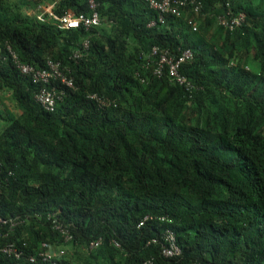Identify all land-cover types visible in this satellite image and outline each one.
<instances>
[{"label":"trees","instance_id":"trees-1","mask_svg":"<svg viewBox=\"0 0 264 264\" xmlns=\"http://www.w3.org/2000/svg\"><path fill=\"white\" fill-rule=\"evenodd\" d=\"M184 1L147 29L145 0H96L97 25L66 29L26 11L90 18L88 0H0V216L15 222L0 249L23 254L0 264H30L41 243L67 246L60 264H264V0ZM154 47L190 51L178 76L201 89L177 87L168 67L155 76ZM15 60L61 76L35 82ZM41 89L53 109L35 101ZM171 235L181 254L164 259Z\"/></svg>","mask_w":264,"mask_h":264},{"label":"built area","instance_id":"built-area-1","mask_svg":"<svg viewBox=\"0 0 264 264\" xmlns=\"http://www.w3.org/2000/svg\"><path fill=\"white\" fill-rule=\"evenodd\" d=\"M150 9L158 12V23H163V16L164 15H171L174 17H177L180 15V10L182 8H185L187 6L186 1H180V0H145ZM191 7L194 9V11H198L199 7L196 5L193 1L190 2ZM88 6L90 10L92 11V15L90 18H86L84 15L79 16H72L70 14H65L61 17H54L56 21H58L59 25L66 29H77L80 26H83L85 29H88L91 26L97 25L99 23L98 15L95 12L96 8V2L95 0H88ZM156 24V22L151 23L150 26H153ZM236 24L238 25V21H236ZM85 47H87V43L84 44ZM153 55H158V62L156 63V67L154 68V75L159 77L165 67H168V73L169 78L175 79V82L183 86L187 91H190L192 89V86L190 83H185L184 79L178 76V66L182 62L186 60H190L192 58V54L190 51H185L182 53L181 56H179L176 60L172 59L171 57L168 58L165 53H160V51L156 48L152 50ZM79 57V56H78ZM15 64L19 71L22 74L31 75L35 82H40L43 84H51L52 80L58 79V77L61 76L59 72V64L53 62H47L46 69L43 70H35L32 67L25 66L22 64H19L15 60ZM62 84H65L66 87H71V83L69 81H66L65 78L60 79ZM59 81V80H57ZM35 101L42 106L45 110H51L54 106V96L52 93L45 89H41L36 95H35ZM48 221H51L52 223V229L57 231L59 230L60 233L64 236V243L70 240V235L67 230H65L63 227H61L60 224L57 223L56 219L51 220V216L49 215L47 217ZM8 222L5 220H2L0 218V226L7 225ZM10 226L12 227L13 224L10 223ZM172 247V246H171ZM0 253L14 257L15 259H19L23 254L22 251L19 252L17 248H15L13 245H7L0 249ZM164 254L166 256H174L179 254V251L177 248L172 247L171 250L165 251ZM64 255L63 250H59L57 253H52L49 251L48 245L46 243H41L38 250L33 254L30 255L28 258V261L30 264H59L60 257Z\"/></svg>","mask_w":264,"mask_h":264},{"label":"clouds","instance_id":"clouds-1","mask_svg":"<svg viewBox=\"0 0 264 264\" xmlns=\"http://www.w3.org/2000/svg\"><path fill=\"white\" fill-rule=\"evenodd\" d=\"M96 1V0H95ZM180 1H184V0H180ZM195 4H196V2L195 1H193ZM49 7H51V9H50V12H48V13H46V14H42V15H40L39 17L40 18H37L38 20H42V19H46V17L47 18H53L54 19V17H56L55 15H53V13H52V9H53V6L52 5H50ZM189 8H191V11H194L193 10V8L191 7V5L189 6ZM90 9V8H89ZM152 10V9H151ZM183 10H185V8H182L181 10H180V15L179 16H177V17H174V16H171V15H164L163 16V23H158L157 22V19H158V12H156V11H154V10H152V11H154L156 14H157V16H156V21L155 20H153V21H150L147 25H146V27H147V29H152V28H155V27H158V26H160V25H164L165 24V21H166V19L168 18V17H173V18H178V17H180L181 16V14H182V12H183ZM95 12L97 13V2H96V8H95ZM196 12V11H195ZM97 15H98V13H97ZM35 17V16H34ZM36 18V17H35ZM98 19H99V15H98ZM154 22H156V24H154L153 26H150V24L151 23H154ZM157 23H158V25H157ZM80 27H83V26H80ZM79 27V28H80ZM191 30L193 31V32H195L196 30H197V26L194 24V23H192L191 24ZM85 43H87V47H85ZM88 47H89V42L88 41H83V43H82V51H84V52H86L87 50H88ZM154 48H156V49H158L159 50V48H157V47H154ZM154 48H152L151 49V58H148L149 56H147V58H146V60L147 61H151V59H152V63H153V65L156 67V63L158 62V58H159V56L158 55H153L152 54V50L154 49ZM160 51V53H165L166 55H167V57L168 58H170L171 56H170V54L165 50V51H161V50H159ZM185 51H188V50H185ZM184 51V52H185ZM184 52H182V53H184ZM182 53L179 55V56H181L182 55ZM172 54V53H171ZM192 54V53H191ZM174 54H172V56H173ZM155 56H157V58H156V60H155V58H152V57H155ZM176 56V55H175ZM175 58V57H174ZM193 59V56H192V58L189 60V61H191ZM176 60V59H175ZM19 63V62H18ZM20 64V63H19ZM15 66H16V64H14ZM180 65L181 64H179V66H178V68L180 67ZM25 66H27V65H25ZM30 67V66H29ZM16 68H17V66H16ZM18 69V68H17ZM19 70V69H18ZM21 73V72H20ZM22 74V73H21ZM23 75H26V74H23ZM169 81H171V79H169ZM188 83H190L191 84V86H192V91L194 90L195 91V89H196V91H198V90H200L201 88H198L195 84H193L192 82H188ZM177 84V83H176ZM177 87H179V88H181L182 90H184V91H187L183 86H180V85H178L177 84ZM188 93H189V91H187ZM88 99L90 100V101H93L99 108H101V109H104V108H106V107H109V105H111V103H110V101L109 100H106V99H104V98H102V97H100V96H98V95H96V94H92V95H89L88 96ZM49 216V215H48ZM0 218H1V216H0ZM2 220H5V221H7L8 222V224L7 225H9L10 223L11 224H13V225H15V222H14V220L13 219H3V218H1ZM56 219V218H55ZM148 219V217H145L144 219H142L141 221H139V223H138V225H137V227L139 228V227H141V226H143L144 225V223H145V221ZM48 221V220H47ZM57 221V220H56ZM165 221H167V219L164 217V219H163V222H165ZM48 222H50V225H51V227H52V223H51V221H48ZM57 223L59 224V221H57ZM61 225V224H60ZM6 226V225H5ZM151 241H156V239H151ZM177 239H176V236L175 235H171L170 237H168V239H164L163 241H161V242H159V243H157V244H159L160 245V247H159V254H160V256L162 257V258H164V259H170V258H177V257H179L180 256V254H181V249H180V246L179 245H177ZM165 244H170V246L169 247H167ZM40 246V245H39ZM119 245L116 243L115 244V247H118ZM175 247V248H177L178 249V251H179V254H177V255H174V256H166L165 254H164V252L165 251H168V250H171V248L172 247ZM39 248V247H38ZM48 248H49V246H48ZM38 250V249H37ZM59 250H63L64 251V255L66 254V248H64V246H59V247H57V250L55 251V252H52V253H57V252H59ZM64 255H62L61 257H60V259H59V262H60V260H61V258L64 256ZM26 256V255H25ZM27 257V260H28V258L30 257V255L29 256H26ZM13 259H15L14 257H13ZM15 260H18V259H15ZM151 260V259H150ZM152 261V260H151ZM29 262V261H28ZM60 264V263H59Z\"/></svg>","mask_w":264,"mask_h":264},{"label":"crops","instance_id":"crops-1","mask_svg":"<svg viewBox=\"0 0 264 264\" xmlns=\"http://www.w3.org/2000/svg\"><path fill=\"white\" fill-rule=\"evenodd\" d=\"M50 9H51V7H49V6H46V5H44V6H41V7H39V8H36L35 10H31V9H28L27 11H26V14L28 15V16H35L36 18L37 17H39L40 15H42V14H46V13H48V12H50ZM41 17V16H40ZM39 17V18H40ZM4 97L6 98V101L7 102H5L6 104H10L11 102H8L9 100H10V97L7 95V94H5L4 95Z\"/></svg>","mask_w":264,"mask_h":264},{"label":"rangeland","instance_id":"rangeland-1","mask_svg":"<svg viewBox=\"0 0 264 264\" xmlns=\"http://www.w3.org/2000/svg\"><path fill=\"white\" fill-rule=\"evenodd\" d=\"M37 18H39V17H37ZM11 104H12V107H7V109H8L9 112H11V113H12V111H13V112H14V113H12V114H13V117H16V114H17L18 110H17V108L14 106L13 102H12ZM0 109H2V108L0 107ZM14 114H15V115H14ZM65 248H67V246H65Z\"/></svg>","mask_w":264,"mask_h":264}]
</instances>
